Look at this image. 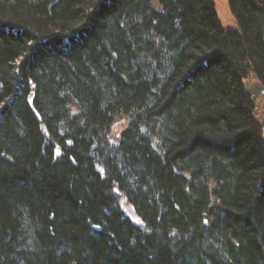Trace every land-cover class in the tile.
<instances>
[{
  "label": "trees",
  "instance_id": "16d2710c",
  "mask_svg": "<svg viewBox=\"0 0 264 264\" xmlns=\"http://www.w3.org/2000/svg\"><path fill=\"white\" fill-rule=\"evenodd\" d=\"M228 6L0 0V264H264V0Z\"/></svg>",
  "mask_w": 264,
  "mask_h": 264
},
{
  "label": "rangeland",
  "instance_id": "374dc122",
  "mask_svg": "<svg viewBox=\"0 0 264 264\" xmlns=\"http://www.w3.org/2000/svg\"><path fill=\"white\" fill-rule=\"evenodd\" d=\"M213 2L215 3V10L218 14L221 24H223L224 27H236L237 24L234 21L232 13L229 11L228 0H213ZM247 79H249L250 83L255 82V79L250 77ZM257 101L258 102L256 104V108L254 109V113L257 117H259L264 113V98L258 97ZM115 131H117L116 128L113 130L112 134H114ZM122 208L125 210V213L134 219L132 210L128 205H123Z\"/></svg>",
  "mask_w": 264,
  "mask_h": 264
},
{
  "label": "water",
  "instance_id": "95a60500",
  "mask_svg": "<svg viewBox=\"0 0 264 264\" xmlns=\"http://www.w3.org/2000/svg\"><path fill=\"white\" fill-rule=\"evenodd\" d=\"M245 91H247L248 95L251 97L252 102L256 99L257 95H264V88L259 82H256L252 85L245 84ZM260 123L262 124V131L264 135V118L260 121ZM59 153L60 151L57 150L56 155H58Z\"/></svg>",
  "mask_w": 264,
  "mask_h": 264
}]
</instances>
